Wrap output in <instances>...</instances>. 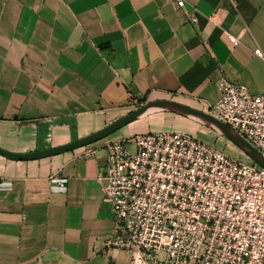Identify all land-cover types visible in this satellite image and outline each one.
<instances>
[{
	"label": "crops",
	"instance_id": "crops-1",
	"mask_svg": "<svg viewBox=\"0 0 264 264\" xmlns=\"http://www.w3.org/2000/svg\"><path fill=\"white\" fill-rule=\"evenodd\" d=\"M257 46L264 0H0V146L31 152L77 140L126 115L131 100L209 111L223 77L263 89ZM169 115L159 125L135 120L113 139L214 134ZM110 140L38 159L0 154V264H132L108 245L114 211L99 168ZM52 175L66 176L68 190H53Z\"/></svg>",
	"mask_w": 264,
	"mask_h": 264
},
{
	"label": "built area",
	"instance_id": "built-area-1",
	"mask_svg": "<svg viewBox=\"0 0 264 264\" xmlns=\"http://www.w3.org/2000/svg\"><path fill=\"white\" fill-rule=\"evenodd\" d=\"M254 53L264 60L261 47ZM221 89L208 112L264 154V87L223 77ZM99 176L114 211L108 245L132 264H264V167L253 159L163 129L108 141ZM50 180L68 190L66 176Z\"/></svg>",
	"mask_w": 264,
	"mask_h": 264
},
{
	"label": "water",
	"instance_id": "water-1",
	"mask_svg": "<svg viewBox=\"0 0 264 264\" xmlns=\"http://www.w3.org/2000/svg\"><path fill=\"white\" fill-rule=\"evenodd\" d=\"M157 111H171L179 113L210 125L219 133L224 134L225 136L230 138L256 163L264 167V154L260 152L254 145H252L243 135H241L238 131L232 128L229 124L225 123L224 121H222L221 119L214 116L208 111L172 99L150 100L146 104L139 107L137 110H134L124 115L123 117L107 124L106 126L84 137H81L77 140L68 143L55 145L49 148L31 152H16L0 146V154L7 156L11 159L17 160L38 159L56 155L104 139L112 133L123 128L127 124H130L131 122L138 120L147 114L154 113Z\"/></svg>",
	"mask_w": 264,
	"mask_h": 264
},
{
	"label": "rangeland",
	"instance_id": "rangeland-1",
	"mask_svg": "<svg viewBox=\"0 0 264 264\" xmlns=\"http://www.w3.org/2000/svg\"><path fill=\"white\" fill-rule=\"evenodd\" d=\"M148 101L147 100H131L129 105H128V109L126 110L127 114L134 111V110H137L139 107H141L142 105L146 104ZM154 114H160V116H165L164 118L163 117H159V119H154L156 117L152 116ZM169 114L171 115H174L176 118H182L184 119L186 122H191V123H195V124H198L199 125V129H201L203 132H214V134H196L198 135L199 137H201L202 139L208 141V142H212V143H215V144H218L219 146H221L228 154L238 158V159H243V160H252V158L245 152L243 151L236 143H234L230 138H228L227 136H225L224 134H221L219 133L217 130L213 129L210 125L208 124H205L203 122H200L198 120H195L194 118L192 117H188L186 115H182V114H179V113H175V112H171V111H157V112H154V113H150V114H147L145 115L144 117H142L141 119L137 120V123L136 124H141L143 122H152V123H156V124H160L164 121L167 122V119L168 117L166 116H170ZM121 118V117H120ZM119 118H116L110 122H108L107 124L117 120ZM105 124V126L107 125ZM130 124H127L126 126H124L123 128L125 129H121V130H118L117 133L114 132L112 133L111 135H109L108 139H113L117 136L120 135V133H125V130L128 129L130 126ZM128 126V127H127ZM175 130V129H174ZM201 131V132H202ZM188 132V131H187ZM200 132V130L198 131ZM200 132V133H201Z\"/></svg>",
	"mask_w": 264,
	"mask_h": 264
}]
</instances>
